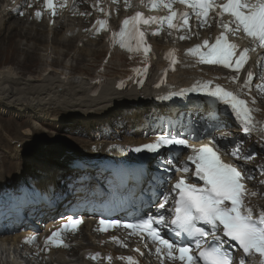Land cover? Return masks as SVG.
<instances>
[{"label":"bare ground","instance_id":"1","mask_svg":"<svg viewBox=\"0 0 264 264\" xmlns=\"http://www.w3.org/2000/svg\"><path fill=\"white\" fill-rule=\"evenodd\" d=\"M22 3L23 0H0V142L8 147V156L17 160L15 176L10 173V176H14L13 180L8 183L7 178L3 180L1 177L0 187L26 181L28 175L19 173L20 160L33 152L45 154V150H56L63 145L79 154L83 150L75 145L77 140L89 153L94 146L114 143L118 139H122L124 144L135 145L148 141V138L138 135L139 127L144 124L147 115L158 108H165L166 105L156 103L154 98L166 89L154 88L150 80L141 89L134 86L126 91H118L117 80L131 71L129 69L135 60L117 53L113 54L105 70L100 73L106 81L95 93L93 81L106 55L103 38L88 40L84 34H77L80 31L78 26L82 23L77 18L68 17V23H57L55 29L19 18L14 14V9L19 5L24 7ZM81 42L83 45L79 46ZM163 47V44H159V48ZM39 48L38 56L36 50ZM194 74V70L185 69L172 74V77L182 84H188ZM261 107L264 109V104ZM212 110V107H206L204 112ZM5 114L13 119L26 118L27 124L36 125L37 131L31 130L28 134L35 136V141L31 142L27 137L24 139L21 130H25V127L16 123L12 125L13 119L7 120V124L2 117ZM9 127L13 133L7 130ZM62 130H67L68 136H59ZM132 130L136 135H126ZM41 131L44 137L37 134ZM3 135L10 142L14 140V145L5 143ZM36 141L43 148H31ZM4 162L0 160V164ZM33 166L30 182L39 189L49 186L59 188L60 181L74 170L71 165L52 167L43 162H35ZM59 209H62L61 206ZM49 214L52 212L49 211ZM91 219L95 221L93 216ZM92 220H87L81 232L72 238L77 246L71 250H53L49 252L50 260L39 263L26 259L28 264H94L84 258V253L104 251L109 245V235H94ZM49 224L46 223L45 234L53 227ZM25 235L20 230L13 235L0 236V263L4 254L9 259L12 253L21 255L30 251L19 250ZM30 248L37 255L35 258L44 259L36 247ZM149 258L142 259V264H149ZM7 264L22 263L18 260L7 261Z\"/></svg>","mask_w":264,"mask_h":264},{"label":"snow or ice","instance_id":"2","mask_svg":"<svg viewBox=\"0 0 264 264\" xmlns=\"http://www.w3.org/2000/svg\"><path fill=\"white\" fill-rule=\"evenodd\" d=\"M125 2L127 3L128 0ZM177 2L193 9L197 19L205 23L210 11H215L221 18L220 26L224 31L215 38L214 43L210 44L208 40H204L203 44H197L188 49L189 53L199 56L201 63L222 65L227 68L235 67L237 71L243 68L250 58L248 55L250 49L241 50L239 44L229 39L228 33L243 32L258 46L264 47V0H222V2H217V0H146L150 9H167L169 14L160 17H144L143 13L136 12L135 15L123 20L119 32H113V42L118 36L122 47L128 48L129 51H142L147 56L150 45H147L146 34L141 30L142 24L166 22L169 28L189 26L190 14L188 12L179 13L182 24L174 23L178 11L173 5ZM45 4L55 14L53 0H45ZM100 10L103 11V9ZM20 14L23 15L22 12ZM225 14L231 18L227 22L223 21ZM35 15L40 17L42 13L37 11ZM107 23V20L97 21L98 26H107ZM180 38L186 39L187 37L181 36ZM132 42H135L134 47ZM202 49L206 50L202 51ZM233 79L237 78L234 76ZM252 79L253 73L249 72L248 81ZM257 87L264 90V84L257 85ZM190 90L215 97L224 105L230 106L244 125L245 133L250 134L256 127L252 109L248 106V102L240 98L236 92L229 91L219 84L213 87L212 81L197 83ZM173 145L192 149V154L177 170L184 173L190 172L188 167L190 162L195 166V177L202 183H190L186 177L181 176L172 185L169 193L164 196L163 202L159 204L160 209H165L169 195L172 192L175 193L171 218H166L163 212H159L157 215H148L146 218L122 225L120 221L101 220L100 224L105 225L102 230L106 231L109 225L132 229L133 234L146 235L150 238L157 245L155 248L157 254L173 261L179 259L182 264H234V257L230 251L222 246L227 242L224 239L227 237L237 242L236 246L245 254L240 258L239 264H245V259L254 254H258L261 257L260 264H264V207L255 211L247 203L249 195H256L250 192L246 185V181L253 177L234 163L225 162L221 151L215 145L202 144L195 147L184 138H170L162 135L154 143L136 147L134 151L147 150L159 153L163 147ZM241 148L239 144L234 145V150L230 154L245 160L251 159L250 153L240 156ZM168 165L171 168L170 162ZM81 222L82 218L69 217L62 229L52 232L47 237L46 243L50 242L56 246L63 245L62 231L76 230ZM201 223L207 227L199 226ZM161 226L171 228L176 236H184L186 239L176 243L165 238L161 232ZM208 237H211V241L207 239ZM27 239L34 240L35 237ZM113 239L116 238L113 237ZM193 244L197 250L196 254H193ZM99 256L100 253H96L91 258L96 259ZM108 259L110 260L111 256ZM127 260L129 264H138L131 256L127 257Z\"/></svg>","mask_w":264,"mask_h":264},{"label":"rangeland","instance_id":"3","mask_svg":"<svg viewBox=\"0 0 264 264\" xmlns=\"http://www.w3.org/2000/svg\"><path fill=\"white\" fill-rule=\"evenodd\" d=\"M39 53H40V48L36 50V54L38 56H39ZM11 64H13V63H11ZM39 67L40 66L38 65L37 68H39ZM27 74H29V72ZM2 117L4 118V121L6 123L8 122L7 120L13 119V118H11L9 116V114H5ZM26 120H27L26 118H15V119H13V121L11 123H13L12 125H14V123H16L18 125H21L22 127H25V130H21L22 131V137L24 139L27 137L28 138L27 140L33 142V141H35V136H31V135H28V134H29V132L31 130L37 131V128H36L37 126L36 125L27 124ZM40 129H43V128H40ZM7 130H9V131H11V133H13L10 127ZM43 130H47V129H43ZM66 131L67 130H62V131H60L61 134H58V135L59 136H64L66 134V136H68ZM37 134L39 136H42V137L45 136V135H43L42 131H41V133L37 132ZM3 137L5 138L4 135H3ZM59 138H61V137H59ZM38 139L41 140L40 137ZM69 140H72L73 142H75L74 139L71 138V137H69ZM37 142L38 141H36L31 148H36V149L43 148V147H39L41 145V143H39V142L37 143ZM5 143H7V144L11 143L12 145H14V140L13 141L11 140V142H10V141H8L5 138ZM75 145H78L79 147H81L82 150H88V149L84 148L83 146H81V144H80V142L78 140L75 142ZM63 147L64 146L61 145L56 150H49V151L45 150L44 151L45 152L44 155H39L38 154L39 152L38 153L37 152L36 153L33 152V153H30V154H27L26 156L22 157V159L20 160L21 168L19 169L20 170L19 173L26 174V175L32 174V172L34 171V166L32 167V165L35 162H43L47 166H52V165H55V164H58V163L63 164L65 160L64 159H62V160L59 159L58 156L56 155V153H54V152H59V150H61V148H63ZM7 150H9L8 147L6 145H4L3 142H0V160L5 161L3 164L2 163L0 164V178L2 177L3 180L5 178H7V180L9 181V180H13L12 178H14V176H15L14 174L16 173V170H17L16 167H15V164H17L16 163L17 160H12L10 158V156H8V151ZM6 164H10V165H6ZM10 173L12 175H14V176H12V175L10 176Z\"/></svg>","mask_w":264,"mask_h":264},{"label":"water","instance_id":"4","mask_svg":"<svg viewBox=\"0 0 264 264\" xmlns=\"http://www.w3.org/2000/svg\"><path fill=\"white\" fill-rule=\"evenodd\" d=\"M74 157H75V156L70 157L69 160H68V162H69L71 159H73ZM59 166H60V167H63V166H65V165H63V164H59Z\"/></svg>","mask_w":264,"mask_h":264}]
</instances>
